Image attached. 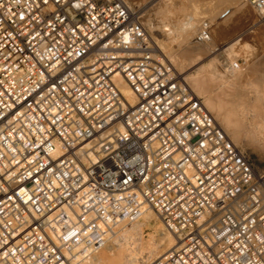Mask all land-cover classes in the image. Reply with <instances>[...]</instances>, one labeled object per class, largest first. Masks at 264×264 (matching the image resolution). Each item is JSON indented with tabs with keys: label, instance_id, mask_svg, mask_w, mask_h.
Here are the masks:
<instances>
[{
	"label": "built area",
	"instance_id": "1",
	"mask_svg": "<svg viewBox=\"0 0 264 264\" xmlns=\"http://www.w3.org/2000/svg\"><path fill=\"white\" fill-rule=\"evenodd\" d=\"M149 209L176 237L155 264H264V170L138 11L0 0V264H78Z\"/></svg>",
	"mask_w": 264,
	"mask_h": 264
},
{
	"label": "bare ground",
	"instance_id": "2",
	"mask_svg": "<svg viewBox=\"0 0 264 264\" xmlns=\"http://www.w3.org/2000/svg\"><path fill=\"white\" fill-rule=\"evenodd\" d=\"M228 1L237 4L242 0ZM243 1H247L257 11L256 13L259 16L258 23L261 24L259 9L253 6L249 0ZM158 2L159 4L161 2V4L156 15L160 17V24L155 28L156 25L153 23L155 22L153 19V22L148 20L145 24L151 29L155 28L160 31V38L164 40L154 37L160 52L176 66L179 74L183 75L192 90L203 98L209 111L237 146L241 143L243 137H248L252 141L261 142L264 145V79L263 77L260 78L259 71L252 74L253 77L255 74H259L258 79L255 78L256 76L252 78L251 75L250 78L252 79L249 78L250 80L247 79L245 81L241 71H239V76L235 78V74L238 73L234 65L235 57L239 53L242 54L239 51H243V54H245L250 50V44L245 41L248 34L243 33L234 37L230 41L232 44L228 45L226 49L223 50L221 47L222 53H218V55L213 57L209 56L208 60L204 61L205 56L200 51V47L198 49H196V46L194 49L191 47V49H183V47L179 46L185 40L188 30L192 29L195 23L187 17V14L185 15V11H182L181 15L179 11L181 7L177 6L176 0H159ZM240 7L238 22L244 18L243 16L248 11L243 9L242 6ZM195 8L196 6L192 8V12L196 10ZM187 10L186 12H190L191 6ZM194 13L193 15H196ZM237 24L239 25V23ZM233 27L235 28V26ZM187 44H190V42ZM177 47L179 48L178 50ZM247 55L249 56V54ZM224 56L225 58H223ZM220 57L226 59L225 61L228 62V65L230 62L229 68H225L224 72L218 67ZM255 62L257 63L258 61ZM221 63L223 64V62ZM235 64L237 63L235 62ZM116 81L127 98L133 102L135 95L126 80L122 76H116ZM249 92H253V95H249ZM160 222L162 220L157 213L149 209L138 220L123 222V226L121 225L122 223L119 224L118 226L122 227H120L117 234L112 237L110 235L106 239V242L111 241L113 244L110 243V246L106 245L100 249H93L86 252V254L80 255L78 264H155L157 259L159 260L166 251L176 244L175 235L164 229L163 223ZM143 224L154 226V233L149 235L148 239H145L142 233L141 226ZM113 233H115V230ZM160 236L162 237L160 238Z\"/></svg>",
	"mask_w": 264,
	"mask_h": 264
},
{
	"label": "rangeland",
	"instance_id": "3",
	"mask_svg": "<svg viewBox=\"0 0 264 264\" xmlns=\"http://www.w3.org/2000/svg\"><path fill=\"white\" fill-rule=\"evenodd\" d=\"M128 1L130 5L133 8H135L136 11H138V14H140V16L143 17L145 23L148 22V20L152 21L153 19L155 22L153 21L152 22L155 23L156 25L155 28H157V26L160 24V17L156 15V12L161 4V2L159 4L158 2L159 0H128ZM175 3L177 4V6L179 5V7H181V8L178 7L179 11L181 12V15L183 13L182 11H185V15L187 14V17L190 18L193 23H195V26L192 29L188 30L185 40H183V42L179 45L181 46V48L183 47V49H191V48L194 49L196 46V49H198L200 47L199 48L200 51L203 52L205 56L204 61H206L208 60L209 56L213 57L218 55V53L219 54L222 53L223 52L222 49L224 50L226 49V47H228V45L232 44V42L230 43V41L234 37L243 33L248 34L246 35L245 41L250 44L249 46L250 50L248 49L249 50L248 53L245 54H243V51H239L242 52V54L239 53V55L236 56L237 58L235 57L234 65L235 68H237L236 70H238V73L236 72L238 75L235 74V78H237L236 76H239L240 73L239 71H241L245 81L247 79L250 80L255 76H256L255 78L258 79L259 74L261 75L260 78L263 77L264 79V76H262L264 75V24L258 23L259 22L258 13H256L257 11L253 9L252 6H250V4H248L247 1L242 0L240 3L235 4L229 2L228 0H176ZM190 6H191V10H190L191 13L186 12V10ZM194 6H196L195 8L196 10H193V12H195L194 14L196 15H193L192 12V8ZM240 6H242L243 9L248 11H246V14L243 16L244 18L242 17L243 19L238 22L240 16L239 10H241ZM197 15L198 17H196ZM156 17H158L157 18L158 20L156 19ZM236 22L239 23V25ZM253 23L256 24V26L253 27L254 25ZM233 26H235V28ZM148 28L153 37L164 40L163 38H160L161 33L158 29L156 30L155 28L152 29L150 27ZM199 38L201 41L199 40ZM188 41L190 42V44H187L189 43ZM224 43H229V44L225 45ZM178 47L177 50L179 49ZM247 54H249V56ZM223 58H225V56ZM223 58L222 57L219 58L220 60L218 61L219 62L218 67L221 69V71L224 72L225 68H229L230 62L228 65L227 64L228 62L225 61L226 59ZM255 61L258 62L256 63ZM221 62H223V64ZM235 62L237 64H235ZM254 62L255 64H253ZM260 63L263 65L261 66ZM258 71L259 74L257 75L255 74V76L253 77L252 74H254V72L257 73ZM251 75L252 78H250ZM249 95L252 96L253 92H249ZM238 147H240L242 151L244 150L243 152L250 157L258 172H262L264 170V145L261 142L252 141L248 137L247 138L243 137L241 139V143L238 144ZM121 225L123 226V223ZM120 227L118 226L115 228V233L111 234V237L117 234ZM163 228L166 229L164 225ZM141 229L145 239H148L149 235L154 233V226H151L150 224H145V225L143 224L141 226ZM161 237L162 236H160V238ZM110 243L113 244V242L108 241L104 246L106 245L110 246ZM157 261L158 259L156 260V262Z\"/></svg>",
	"mask_w": 264,
	"mask_h": 264
}]
</instances>
